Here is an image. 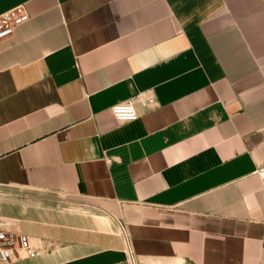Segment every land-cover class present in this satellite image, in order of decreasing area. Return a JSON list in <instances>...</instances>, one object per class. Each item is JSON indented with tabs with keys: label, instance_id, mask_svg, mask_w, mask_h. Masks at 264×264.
Here are the masks:
<instances>
[{
	"label": "crops",
	"instance_id": "crops-1",
	"mask_svg": "<svg viewBox=\"0 0 264 264\" xmlns=\"http://www.w3.org/2000/svg\"><path fill=\"white\" fill-rule=\"evenodd\" d=\"M12 264H264V0H0ZM119 124L111 109L144 91Z\"/></svg>",
	"mask_w": 264,
	"mask_h": 264
},
{
	"label": "built area",
	"instance_id": "built-area-1",
	"mask_svg": "<svg viewBox=\"0 0 264 264\" xmlns=\"http://www.w3.org/2000/svg\"><path fill=\"white\" fill-rule=\"evenodd\" d=\"M30 20L24 5L17 6L0 15V42L11 38L15 31ZM137 107L145 109L158 108L156 96L152 91H144L134 98L115 105L111 109L115 121L119 124L136 122L139 119ZM264 176V170L260 172ZM14 224L0 220V264H12L16 261L29 260L42 254L39 248L32 245L29 237L9 230ZM120 232L125 240L131 264H137L129 249L128 231L123 223H119Z\"/></svg>",
	"mask_w": 264,
	"mask_h": 264
}]
</instances>
